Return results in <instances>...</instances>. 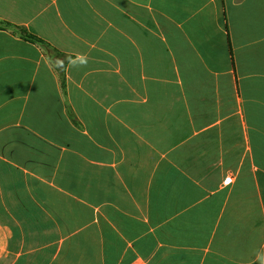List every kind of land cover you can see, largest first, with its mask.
<instances>
[{"label":"crops","instance_id":"1","mask_svg":"<svg viewBox=\"0 0 264 264\" xmlns=\"http://www.w3.org/2000/svg\"><path fill=\"white\" fill-rule=\"evenodd\" d=\"M0 22V264H264V0Z\"/></svg>","mask_w":264,"mask_h":264},{"label":"trees","instance_id":"2","mask_svg":"<svg viewBox=\"0 0 264 264\" xmlns=\"http://www.w3.org/2000/svg\"><path fill=\"white\" fill-rule=\"evenodd\" d=\"M0 24H2L3 26H12V27L18 29V30L20 31V35H21L23 38H25V39H29V40H33V41H37V42H40V43L46 45L45 42H44L43 40H41L39 37H37V36H35V35H33V34L27 32V31H25V30L22 29L20 26H15V25H12V24H10V23H8V22H0ZM52 51H53L54 53H57L54 49H52Z\"/></svg>","mask_w":264,"mask_h":264},{"label":"built area","instance_id":"3","mask_svg":"<svg viewBox=\"0 0 264 264\" xmlns=\"http://www.w3.org/2000/svg\"><path fill=\"white\" fill-rule=\"evenodd\" d=\"M232 181V176L230 175V176H226L225 178H224V183L225 184H228V183H230Z\"/></svg>","mask_w":264,"mask_h":264}]
</instances>
